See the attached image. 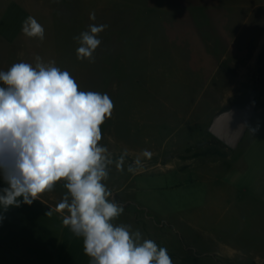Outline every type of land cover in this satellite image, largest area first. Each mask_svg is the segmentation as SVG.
Wrapping results in <instances>:
<instances>
[{
  "label": "rangeland",
  "instance_id": "1",
  "mask_svg": "<svg viewBox=\"0 0 264 264\" xmlns=\"http://www.w3.org/2000/svg\"><path fill=\"white\" fill-rule=\"evenodd\" d=\"M28 16L44 27L43 40L22 35ZM179 16L197 36L213 21L240 43L262 32L264 0H0V71L35 64L39 55L67 70L80 90L110 97L100 144L114 161L123 157V170L111 165L104 182L124 208L114 224L166 248L173 264H264L262 206L246 193L264 160V60L253 62V76L242 74L249 62L241 60L219 62L208 76L189 60L188 46L167 35ZM89 25H107L94 62L76 52L75 37ZM204 36L214 37L210 30ZM246 104L252 117L230 150L207 126L215 114ZM251 136L259 138L248 147ZM65 191L58 183L31 205L0 209V244L83 245L55 211ZM9 228L13 236H1Z\"/></svg>",
  "mask_w": 264,
  "mask_h": 264
},
{
  "label": "clouds",
  "instance_id": "2",
  "mask_svg": "<svg viewBox=\"0 0 264 264\" xmlns=\"http://www.w3.org/2000/svg\"><path fill=\"white\" fill-rule=\"evenodd\" d=\"M106 27L89 25L75 37L78 59L94 62L99 33ZM21 32L43 40L45 29L28 16ZM113 109L106 93L80 90L67 70L39 55L35 64L21 61L0 71V177L7 184L0 190V209L31 205L61 183L66 191L55 211L63 226L82 239L89 264H173L166 248L142 239L129 225L113 223L124 208L104 182L111 165L123 170V157L114 161L100 144L101 126Z\"/></svg>",
  "mask_w": 264,
  "mask_h": 264
},
{
  "label": "crops",
  "instance_id": "3",
  "mask_svg": "<svg viewBox=\"0 0 264 264\" xmlns=\"http://www.w3.org/2000/svg\"><path fill=\"white\" fill-rule=\"evenodd\" d=\"M189 8L190 6L185 7V12L188 13ZM209 11L212 10L207 8V12ZM177 19V22L167 29L168 37L178 45H187L189 60L198 62V68L207 70L208 76H214L219 70V62L233 60L249 62L241 72L246 76H253V62L264 60V28L256 36L252 33L238 43L237 39L227 37L222 28L216 27L213 21L199 28L197 36L194 28L190 27L191 23L186 26L185 16H179ZM206 30H210L214 37H205ZM259 55L263 57L260 58ZM257 137H250L247 141L248 147L258 141ZM262 154L264 155V139ZM255 166L258 167L259 173L247 182L246 193L252 203L262 206L261 214H264V160ZM13 231L9 228L6 233H1V236H13ZM89 261L90 258L83 252V245L59 247L0 244V264H89Z\"/></svg>",
  "mask_w": 264,
  "mask_h": 264
},
{
  "label": "water",
  "instance_id": "4",
  "mask_svg": "<svg viewBox=\"0 0 264 264\" xmlns=\"http://www.w3.org/2000/svg\"><path fill=\"white\" fill-rule=\"evenodd\" d=\"M253 110L252 104L244 107L231 106L211 118L207 131L226 148L233 150L240 143Z\"/></svg>",
  "mask_w": 264,
  "mask_h": 264
}]
</instances>
